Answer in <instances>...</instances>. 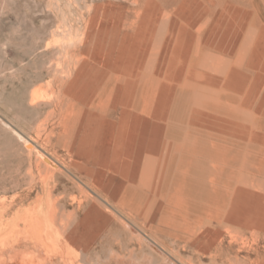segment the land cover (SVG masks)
I'll return each instance as SVG.
<instances>
[{
    "label": "rangeland",
    "instance_id": "rangeland-1",
    "mask_svg": "<svg viewBox=\"0 0 264 264\" xmlns=\"http://www.w3.org/2000/svg\"><path fill=\"white\" fill-rule=\"evenodd\" d=\"M166 17L168 26L161 24L159 34L153 35ZM263 20L264 0H0V208L8 209L6 217L33 208L51 191L59 222L80 251L78 258L61 255L59 264L107 258L111 250L133 257L138 264L153 260L168 264V257L178 264H264L255 252L243 260L248 250L238 243L221 256L207 237L222 235L228 244L231 236L240 235L249 245L263 249L264 229L214 222L211 233L207 216L178 228L164 216L161 203L144 201L135 185L138 181L110 168V157H101L98 151L96 160L87 158L78 146L79 139L97 141L94 134L89 136L96 127L90 122L91 106L99 92L117 89L110 74L113 63L126 75L137 52L160 40L173 51L175 89H150L144 84L145 89L137 84L125 89H143L161 102L163 92L166 102L180 100L175 122L188 149L183 153L176 143L173 151L184 154L185 163L200 159V147H211L213 142L218 151L215 148L210 155L223 177L235 173L249 184L264 186ZM64 36L74 38L72 46ZM199 43L203 63L195 69L201 77L185 76L188 58ZM68 51L74 59L66 55ZM227 65L230 71L239 68V73L226 75ZM62 85V89H76L84 99L75 104L73 95L59 88ZM15 129L31 140L32 149ZM41 150L52 163L43 161ZM186 167L182 164L177 173L190 176ZM131 185L133 199L145 208L140 216L120 201ZM1 239L2 235L0 248Z\"/></svg>",
    "mask_w": 264,
    "mask_h": 264
},
{
    "label": "bare ground",
    "instance_id": "bare-ground-1",
    "mask_svg": "<svg viewBox=\"0 0 264 264\" xmlns=\"http://www.w3.org/2000/svg\"><path fill=\"white\" fill-rule=\"evenodd\" d=\"M254 20L256 21L255 15ZM169 23L170 21L166 17L165 20L158 23V26L156 25L157 30H153V35L156 34L157 36L159 34L158 29L161 24L166 28ZM155 24L156 23H154V25ZM67 38H69V36ZM73 39V37L69 38L66 43L72 46L71 43H73ZM67 44L66 48L69 47ZM155 44H159L160 46L157 47ZM154 45L145 46L137 52L134 56L135 60L133 59L134 62L131 70H127L126 75L122 71L119 72L115 66L116 63H113L112 68L114 70L110 74L116 79L117 89H105L104 92H99L96 102L91 106L90 122L93 121L96 127L93 131L91 130L89 132V136L94 134L93 138H96L97 141L85 143V141L79 139V149L81 152L83 151L86 153L87 158L95 154L97 155L96 152L98 151L101 157L102 155L110 157V168L122 172L125 176L133 178L134 181H138L139 183L135 185L137 188L141 189L143 196H145L144 201L147 203L152 202L153 204L161 203L164 216L169 217L178 228H185L192 222L195 223L198 221V218L207 216L206 221L210 223L208 229L211 233L215 229V225H213L215 224L214 222L225 225L232 224L238 229H251L252 231L264 229V186L256 183L249 184L246 180H241L235 173H230L228 176L223 177V171L220 170V166L216 162H213L214 160L211 157L213 150L216 151L218 148L216 143L212 142L211 147H209V145H204L203 148L200 147L198 155L200 159L193 157L186 161V163L184 154L183 156L182 153L179 154L173 151L174 148L177 147H175L176 143H179L180 146L182 145L181 149L183 153L187 148L185 136L179 130L178 124L175 122V107L179 106L178 101L180 100L176 97H172L174 99L166 102V95L165 92H163L160 94L164 99L163 102H161L158 99L159 97H156L155 94L148 95L143 89H125L128 85L134 84H137L138 88L144 84L145 86H151L150 89H175L176 84L173 79L175 76V74H173V51L169 49L168 44L160 40H157V43H154ZM197 46L198 47L193 50L192 56L188 58L189 64L184 68L185 76L188 75L195 78L201 77V72L196 70L195 68L197 67L195 66L202 60L201 55L204 53V50H202L200 43ZM74 53L76 54V52L73 51L72 54L74 55ZM66 55H69V51L66 52ZM71 57L74 59V56L71 55ZM66 62H68V60H66ZM75 62L78 61L75 59ZM74 66L76 65L74 64ZM238 69L239 68L233 67L231 71L238 72ZM71 71L74 72L75 70L73 69ZM224 71L226 75L231 72L228 65L224 67ZM69 75L71 76L72 74ZM64 83L67 84V82ZM61 84L62 83H60V85ZM66 86H68V84ZM72 86L73 85H70V87ZM145 86H143L144 89ZM59 88L66 93L72 94L76 100L75 104L84 99V95H79V93L76 95V89H66V87L62 89L63 85ZM61 94L62 93H60V95ZM70 99L72 98L70 97ZM226 100L230 102V100ZM245 105V109L249 111L247 100L245 101ZM63 112L64 110L62 114ZM71 116L72 115H70V117ZM64 118H66V116H64L63 119ZM15 132L25 141L29 148L32 149L34 147L31 140L23 135L22 132L16 129ZM194 133L198 134V131ZM41 156L43 157V161L47 162V164L53 162L42 150ZM94 157L96 160V156ZM182 164L188 167L189 174L192 172L190 176L188 174L181 176L180 173H177L176 168H181ZM222 179H224V182H221ZM100 188L102 189V187ZM132 190L133 185L128 187L120 201L127 206L128 209L134 212L136 211L140 216L145 208L140 204L141 201L138 202L133 199L134 195ZM46 195V198L42 196L33 208L28 210L20 209L10 219L6 217L8 209L0 208V235H2L0 264H59L61 262V255L65 254L70 257L78 258L80 251L75 248V243L68 236L66 228H63L65 224L59 222L56 201L52 198L51 191H48ZM87 198H89V196ZM128 225L130 226V224ZM132 227L133 226H131V228ZM199 229L200 227L198 230ZM209 235L211 234L207 235L208 242L215 246L218 254L221 256L226 251L228 253L229 251H233L236 243H238L239 247H245L248 250V254L243 260L250 259L252 252H255L258 258L264 260V248L253 247V244L249 245L251 243L240 235L236 237L231 236V240L228 244H225L222 235H219V238H213L214 236L212 237V235ZM141 236L144 235L141 234ZM150 246L151 245H149V247ZM153 251H156V249ZM165 259H167L168 264H178V262L173 261L171 257ZM234 259L237 261L241 260L237 256ZM150 260H152V258H150ZM81 261L84 264H138V261L136 263L133 257L132 259L127 258V256L115 250H111L107 258L99 256L96 259L93 258V260L85 258V260ZM156 261L153 260L151 264H158ZM188 262L180 263L192 264ZM226 262L231 263L232 259H228ZM148 264H150V262Z\"/></svg>",
    "mask_w": 264,
    "mask_h": 264
}]
</instances>
